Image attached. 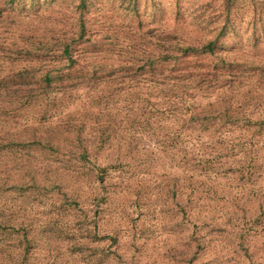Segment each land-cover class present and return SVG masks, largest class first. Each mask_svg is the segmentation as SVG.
I'll list each match as a JSON object with an SVG mask.
<instances>
[{
	"label": "rangeland",
	"instance_id": "obj_1",
	"mask_svg": "<svg viewBox=\"0 0 264 264\" xmlns=\"http://www.w3.org/2000/svg\"><path fill=\"white\" fill-rule=\"evenodd\" d=\"M5 1L3 72L28 67L21 48L59 57L81 18L75 56L110 75L58 92L44 123L24 89L0 95V143L16 145L0 154V211L26 227L27 264H264V0ZM214 39L213 54L186 59L195 75L182 82L137 75ZM173 97L182 120L217 115L211 139L180 134L170 148L181 122L159 114ZM195 145L211 151L187 152ZM83 148L93 166L79 162ZM17 233H0V264L24 250Z\"/></svg>",
	"mask_w": 264,
	"mask_h": 264
},
{
	"label": "trees",
	"instance_id": "obj_2",
	"mask_svg": "<svg viewBox=\"0 0 264 264\" xmlns=\"http://www.w3.org/2000/svg\"><path fill=\"white\" fill-rule=\"evenodd\" d=\"M85 1L86 0H78V5L80 8H85ZM7 8L12 7L13 5H16L18 3V0H6ZM30 4L34 2V0H30ZM84 33V25L79 18L78 20V33L77 36L74 37V39H67L63 42H60L58 44V52L59 57L57 56H48L47 54H52L54 51L51 49L50 46L47 45H38L36 47L37 49H40V47H43V50L45 51V55H39L40 51H31L22 49L19 51L20 53H23L24 55H27V61L28 67H23L20 70L17 71H4L3 69L0 70V95L1 93L7 94V91L10 88H14L13 91L9 90V94H19L22 92V89L25 90V93L27 94L26 99H28V107H32L33 104H38L40 108L43 109L42 113L39 114L38 122L41 121V123L46 122L50 117H54L51 115L50 110L54 105L52 102L54 101L55 97L57 96V93L60 91H65L66 87L68 88H76L77 86L89 85L93 83L94 81H97L98 79H101L102 76H110L107 72L101 73L98 72L96 69H89L83 64L79 63L77 57L75 54L79 53L78 50L80 44L78 43ZM78 39V40H77ZM217 39H214L213 41L207 42L205 45H202L200 47H193V46H182L177 45L175 47V52H179L180 55L177 58H169V57H161L154 59V60H146L144 61L139 67H137L139 73H137L138 76H141L143 74H146V71L150 73L151 78L154 80L157 84V86L164 83V81H168L174 78V80L177 82H182L186 80L185 78L195 75L192 71H185V62L186 59L191 56H197L201 54H213L215 49V43ZM0 45V52L1 47ZM17 53V51H14ZM50 52V53H48ZM13 53L11 51L4 50L1 52L0 56L4 57L6 60H11L10 54ZM31 64H39L37 69L32 68ZM132 67H128L130 69ZM136 69V70H137ZM135 70V73H136ZM196 70V69H195ZM165 72H168L170 74H164ZM176 72L174 75H171V73ZM189 72V73H187ZM159 74L157 77L156 75ZM163 74V75H162ZM179 74H186L181 75ZM162 76V77H161ZM172 76V77H170ZM201 80L202 78L199 77ZM195 80V81H199ZM193 80L189 83V87L191 86V83ZM165 84V83H164ZM172 87V85H171ZM188 87V86H187ZM186 87V88H187ZM192 87V86H191ZM38 89V94L35 93L34 90ZM185 92V91H184ZM186 93V92H185ZM192 100V99H191ZM43 101V105L41 102ZM182 104L183 102L180 100L177 102L175 97H173L172 100H170V105H167L166 107H162L159 115H164L166 113V110H169L167 113V118H169L171 121L181 122L179 125V128L177 130H174V134H172V138H170V142L172 141V145L170 148H175L176 142L175 140L179 138L180 134H182L185 137H191L194 136L197 139H199L201 134H205L209 136V139H211V128L215 125L214 121L215 118H217V115H203L198 113H191L188 115L185 120H182L183 117L179 116L181 114L182 110ZM159 112V111H157ZM223 115L225 118L229 117L226 113H218V116ZM147 112L142 113V117L140 120L143 119L144 122L150 123V116L148 114V117H146ZM151 115V114H150ZM181 118V119H180ZM159 119V117H158ZM158 120H155L154 123L159 124ZM257 126L263 127L264 121L261 120L259 123H257ZM25 129V125L23 126ZM137 134V133H136ZM177 137V138H175ZM12 138V137H11ZM10 138V139H11ZM34 139H37L36 137L32 136L31 139L24 140L21 145L22 147L31 146L33 145ZM1 141V140H0ZM3 142V140L1 141ZM16 146L13 145L12 141H8L7 143H0V154L5 155L9 152H12V147ZM208 147H198L195 145L194 147H191L190 149L187 148V152L189 151L191 154H197L198 152L207 154ZM211 150L209 149V152ZM79 162L83 164H91L88 158L87 149L83 148V150L80 153ZM93 166V165H92ZM4 207V206H3ZM1 209V208H0ZM19 224V223H18ZM10 233L12 231L22 233V239L25 244L24 250L18 249L16 250V256L14 258V262L12 264H27L28 261V249L30 246V240L27 237V231L26 227L24 228L22 225H13L12 221L4 216V213L0 211V233ZM17 233V234H19ZM20 237V236H19ZM8 240V239H7ZM4 251L0 249V256H3ZM1 258V257H0Z\"/></svg>",
	"mask_w": 264,
	"mask_h": 264
}]
</instances>
